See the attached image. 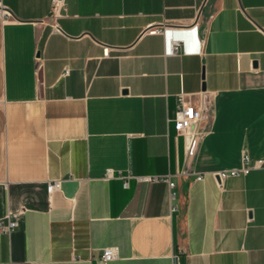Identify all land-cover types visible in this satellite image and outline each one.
<instances>
[{
	"label": "crops",
	"instance_id": "0c3cea01",
	"mask_svg": "<svg viewBox=\"0 0 264 264\" xmlns=\"http://www.w3.org/2000/svg\"><path fill=\"white\" fill-rule=\"evenodd\" d=\"M0 3V263L264 264V169L213 176L264 158V0H64L60 33L51 0ZM203 87L190 158L177 98Z\"/></svg>",
	"mask_w": 264,
	"mask_h": 264
},
{
	"label": "built area",
	"instance_id": "2783aa9c",
	"mask_svg": "<svg viewBox=\"0 0 264 264\" xmlns=\"http://www.w3.org/2000/svg\"><path fill=\"white\" fill-rule=\"evenodd\" d=\"M64 0H51V9L48 17V23L51 26V31L54 33H60V28L58 26V19L62 17V11L64 9ZM0 15L3 18L11 17L10 10L0 3ZM169 27L168 24L162 23V25L152 26L148 29L149 32L162 35L164 31ZM182 41L172 40L169 45H167L168 55L175 56L180 55V50L182 47ZM68 74V70H65L63 75ZM208 96L207 92H200L197 95L194 93L181 92L177 98L178 110L175 112V124L174 128L177 134L182 135L185 145V153L188 157L192 158L197 149L199 148L200 139L206 135V128L204 124L209 122L210 118L208 115ZM242 165L239 168H234L233 170L225 169L220 172H214L213 176L221 181L226 178H234L237 176H247L253 170L264 169V158L252 159L247 153L243 154ZM110 170H107L105 177H110ZM139 180L152 181L157 180V177H138ZM201 176L197 177L200 180ZM60 180L49 181L46 185V192L51 195L54 191L60 189ZM126 185V183H125ZM171 187L174 183L169 181ZM173 210V209H172ZM19 213L8 214L5 217V221L0 220V233L10 234L17 226V217ZM117 256V250L115 247H107L103 249L100 259L102 262H107L115 259ZM0 264H17L15 262L9 261Z\"/></svg>",
	"mask_w": 264,
	"mask_h": 264
},
{
	"label": "water",
	"instance_id": "95a60500",
	"mask_svg": "<svg viewBox=\"0 0 264 264\" xmlns=\"http://www.w3.org/2000/svg\"><path fill=\"white\" fill-rule=\"evenodd\" d=\"M205 87L202 88V90L204 91Z\"/></svg>",
	"mask_w": 264,
	"mask_h": 264
}]
</instances>
